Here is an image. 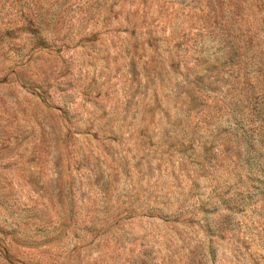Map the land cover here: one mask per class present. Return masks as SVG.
Listing matches in <instances>:
<instances>
[{
	"label": "rangeland",
	"instance_id": "1",
	"mask_svg": "<svg viewBox=\"0 0 264 264\" xmlns=\"http://www.w3.org/2000/svg\"><path fill=\"white\" fill-rule=\"evenodd\" d=\"M0 264H264V0H0Z\"/></svg>",
	"mask_w": 264,
	"mask_h": 264
}]
</instances>
